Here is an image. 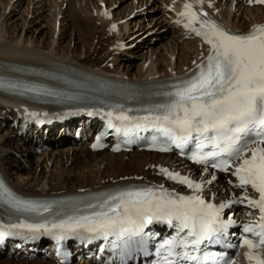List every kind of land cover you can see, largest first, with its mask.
Returning a JSON list of instances; mask_svg holds the SVG:
<instances>
[{
    "label": "snow or ice",
    "instance_id": "1",
    "mask_svg": "<svg viewBox=\"0 0 264 264\" xmlns=\"http://www.w3.org/2000/svg\"><path fill=\"white\" fill-rule=\"evenodd\" d=\"M255 2L264 3V0ZM193 8V4L185 3L180 15L187 20L184 27L202 37L203 42L210 46L206 61L197 65L198 71L191 78L182 80L173 86V91L165 93L169 102L157 105L156 110L160 114L139 119L146 122L145 127L151 124L163 132L177 148H183L195 133L197 152L190 159L196 163H207L211 157H227L213 162L212 167L221 171L233 169L231 174L236 177L239 187L251 186L258 193V199L242 197L249 207L259 211V219L254 224L243 226L245 233H251L258 239L244 238L242 243L249 249L245 256L250 264H264V256L253 251L264 247V25L254 26L247 34H232L207 19L206 14L198 16ZM196 23H199V28L193 26ZM107 115L111 117L113 114L109 112ZM115 118L122 122L127 135L128 125L124 122L134 118L124 112ZM135 126L140 127V124ZM108 127H114L111 119ZM116 130L121 131V127H116ZM205 141L211 145V151H201ZM161 171L170 179L187 185L194 193L202 191L201 183L179 173H169L166 169ZM0 199L18 212H47L50 215L55 203L20 199L3 182H0ZM92 199L96 203L87 206L99 210L92 211L90 215L51 221L45 219L43 223L21 221L8 227L36 232L43 230L45 234L61 240L69 233H75L81 240L114 236L113 246L121 241L124 255H127L133 247L144 249V229L148 225L154 221L162 222L176 229V235L160 246L166 252L162 264H183L184 261L207 264L208 253L203 259L193 253L200 252L205 241L220 242L229 226L235 224L231 218L227 221L222 219L223 210L232 203L241 202L234 200L216 205L199 194L178 195L163 187L159 190L152 187L121 189L97 194ZM81 232L91 235L85 237ZM3 235L5 233L0 231V236ZM159 253L160 249H157ZM212 259L215 261L214 255ZM224 264L232 262L225 261Z\"/></svg>",
    "mask_w": 264,
    "mask_h": 264
},
{
    "label": "bare ground",
    "instance_id": "2",
    "mask_svg": "<svg viewBox=\"0 0 264 264\" xmlns=\"http://www.w3.org/2000/svg\"><path fill=\"white\" fill-rule=\"evenodd\" d=\"M93 1L96 2L93 8H94V11L97 13L96 20H97V23H99V27H96L97 31H95L96 34H94V37L99 39V38H102V35H103L102 29L105 30V27H107L111 21H116L119 19H117V17H115L116 14L114 15V13L112 12L111 13H112L113 19H110L106 15L98 14L97 11L100 12L102 9V6L100 5L97 6V2H100V1L106 2V1L105 0H93ZM109 1H111V4L107 3L108 8L117 3V0H113V1L109 0ZM149 1L151 0H143V2L141 0H137V4H139V6H135L133 4V1L128 5H130L132 12H133L135 9L142 7L143 5L146 6ZM153 1L155 0H152L151 2ZM170 1L173 2V0H160L159 1L160 5L164 4L165 6L163 7V10L161 11L162 15L165 14L166 16H168L170 18L169 20L172 19V14L170 12L167 13L166 7L169 5L168 2ZM186 1L193 2L195 0H176L173 6L174 10L177 11V6L181 5L183 2H186ZM206 1L208 0H200V5L205 6ZM233 1L234 0H229V3H225V0H220L215 5L214 0H213L211 3V7L208 8L209 12L213 8L218 9L217 14L212 17L213 20H215L217 23H219L225 28H228L231 31H238V32L245 31L249 28L250 25H254L257 22L264 20V8L262 7H252L250 9L249 8L245 9L243 16L244 18L247 19V22L238 19L237 16L234 15L232 11L231 5ZM61 2L59 3L60 5L63 4V2L62 3ZM52 4L54 5L53 14H55V16H54V22H53L54 23L53 39L51 41H52V44L55 45V41L57 40V37L59 36L60 29H61V23H60L61 20H59V27L56 28L57 14H62V12H60L59 9L58 11L56 10V7L57 6L59 7V4L57 5L54 0ZM9 5L10 3L8 2L5 9H7ZM88 8L90 10V6ZM174 18H177V16H175ZM0 20H2V18ZM5 22L6 21L2 23L0 22V74H3V75L14 76L17 78L30 79V77H28L26 74H22L21 72H18L17 70H15L14 65L25 66V67L28 66V67L47 68V69L54 68L55 69L56 67H59V65L64 64L67 66L77 67L88 73H94V74L108 77V78H116L119 80L127 79V81L143 80L142 84L147 85L149 83L147 81L151 79V77L152 78L155 77L156 74L169 75L170 73L172 74L174 72H177L178 70H181V67H178L177 63L175 64V66H173V65H170L169 60H168L166 65L164 66L161 65L160 67L153 65L154 64L153 63L151 65V68L148 69L147 73H140V71H138V73L136 74L133 73L134 75L132 76V79H131L130 78L131 75L130 76L126 75L127 77H125V75L121 73H116L113 71L111 72V71L101 70V69H95L94 67L88 65L87 63L74 62L73 60H68L66 57L62 58L60 56H57L58 52H56L55 49H52V48L49 49L48 47L50 45L47 47V44H44L45 46L42 47V49L47 51L46 53H44V52H41L39 49H34L33 47L32 48L25 47V46L23 47V44L22 46H19V47L16 46L18 42L22 41L24 43V41L22 40L23 38L22 39L21 38L12 39L10 42H2V39L5 37L4 36L5 32L2 30V27L5 24ZM73 22L79 23L77 18H74L70 22L72 27L74 25ZM83 22H85V24L89 23L88 21H85V20ZM139 22L137 23L138 25L135 24L133 26L134 28L132 30L136 29V31L135 32L132 31L131 34L127 32L125 33L123 32L122 29L124 25L120 27L117 26L118 31L114 32V34H119V31H121L123 35L127 34L126 37L130 38L133 35H135L133 33H136L138 31V28L141 27V24H139ZM78 26H80V23L78 24ZM172 27L174 28L176 27V25L173 24ZM97 28L99 29V31ZM180 28H178L177 30V32L180 33L178 38H183L184 36V34L182 33L183 29L182 28L180 29ZM183 32L185 34H188L185 31ZM55 35H56V39L54 38ZM123 35L122 37L125 38V35L124 36ZM78 41L79 43H81L80 39H78ZM199 45L200 44L198 43L197 39L193 38L191 41H189V46L190 47L192 46L194 49L192 50L190 54H187L186 57L180 59L181 60V62L179 63V65L181 64L180 66L188 65L190 67L189 65L190 61L195 58L198 59L197 55L199 54V52L197 51V48L199 47ZM205 49L206 48L202 46V50H205ZM182 51L181 53H183ZM172 52H173V49H172ZM151 55L152 54H149L148 56L150 57ZM182 55H180V57ZM87 60H88V57H87ZM198 60H200V58ZM168 66L173 67V68H170L167 71L166 68ZM125 72H128V70L126 69ZM127 74L129 75V73ZM1 102H3V104L5 105H11V106H17L18 104V101L15 98L8 97V96L0 97V103ZM1 108H0V121H2L7 116H15L12 112L13 110L7 111L6 110L7 108L5 107H1ZM75 125H78V122L76 120L70 121L69 119L65 120L60 125H57L54 127L47 124L39 132L36 133L37 135L35 138H33L32 136L28 134L23 135L21 137H17V136L15 137L11 130L9 129L5 130V134H7L6 137L0 139V170L4 174L7 181L15 188V190L18 193L22 195H26V196H56V195H63V194L79 192V191L96 190V189L105 188L111 185L124 184V183L142 184V183L151 182V181L161 183L164 181L160 177H157V170L156 169L151 170L150 166L152 164L156 165L157 163H163L164 165L169 164L170 166L176 165L175 162L173 161V158L170 155H156V154L146 153V152L131 153L128 155L134 157V159H129L126 162V161H123L122 159V157L126 154H121V153L112 154L105 150L92 153V152L84 151L83 147H71V145L76 143V141H73V139L71 138H67L64 140L62 139L65 133L67 132V128L73 127ZM40 143L47 144L48 146L58 147L59 148L58 152L56 151L54 152V154H59V151L62 152V155L59 157H55V160H53L52 162L54 171L52 170L50 174L48 175L46 179L47 180L46 187H43L41 189L39 188L40 187L39 185L41 184L42 180L45 177L36 178L34 175L31 176V172L28 173L27 171H25V174H27L26 176L28 177L26 178L28 180H26V182L23 185L18 184L17 182H15V179L11 175L12 174L11 170L12 168L14 169V167L12 166L13 153L19 152V154H21L22 156L23 155L28 156L33 153L32 147H35L36 144H40ZM12 144H14V147L11 146ZM65 150L67 152V153L65 152L66 158L63 159L62 158L64 154L63 151ZM53 156L55 155L51 154L50 160L52 159ZM142 156H146V157H142ZM30 162L31 161H28L27 163H30ZM24 165H23L24 169L26 168L28 170L29 166H27L26 164ZM145 166H149V169L147 171H144ZM23 167L18 166L17 169H22ZM140 167H141V171H140ZM130 169H134L138 171H135V174L134 172L129 173L128 171ZM105 174L109 175V177L103 178L102 176ZM136 176H141V180H136L135 179ZM213 188L214 186L211 185L209 187V191L205 195L212 196L211 190ZM220 195L224 196L223 193L218 194L216 196V199H218ZM0 264H9V263L6 259L2 258L0 260ZM17 264H50V263L45 262V261L44 262L35 261L32 263H28L24 261V262H18Z\"/></svg>",
    "mask_w": 264,
    "mask_h": 264
},
{
    "label": "rangeland",
    "instance_id": "3",
    "mask_svg": "<svg viewBox=\"0 0 264 264\" xmlns=\"http://www.w3.org/2000/svg\"><path fill=\"white\" fill-rule=\"evenodd\" d=\"M54 1L57 5L61 2V0ZM105 1L106 5H108L107 3L111 4V1ZM132 1L135 6H139V4H137V0H117V3L114 4L116 7L112 9V13H114V15L116 14L115 17L119 19L117 21L127 19L126 21L119 24V27L124 25L122 29L124 33L127 32L131 34L132 31L135 32L136 29H132L134 28L133 26L139 22V20V24H141V27L138 28V31L133 33L135 35L130 38L126 37L127 34H124L125 38L122 37L123 33H121V31L119 32L121 34L120 37L125 39L124 42L127 43V45L134 43L135 46L118 56L108 57V54L105 52V50L107 51L105 44L114 38L113 36H110L105 30L102 29V38L97 39L94 37V34H96L95 31H97L96 27H99V24L97 23L93 8L96 2L93 0H62L63 4H59V7H56V10L58 11L59 9L62 14L61 18H59V20H61L60 34L55 41V45H53L51 41L53 39V22L55 16V14H53V0H0V19L2 18L0 22L2 23L6 21L2 27V30L5 32V37L2 39V42H10L12 39L23 38L22 40L24 43L22 41L18 42L20 45L16 44V46L19 47L23 44V47H33L34 49H39L44 53L47 51L42 49V47L45 46L44 44H47V47L50 45L48 47L49 49L52 48L58 52L57 56L62 58L66 57L68 60H73L74 62L87 63L95 69L121 73L125 75V77L131 75V79L134 74L138 73V71H140V73H147L148 69L151 68L153 63V65L160 67L161 65H166L168 60L170 65L175 66L177 63L178 67H181V69L185 70L186 65L180 66L181 64L179 65V63L181 62V58L186 57L187 54H190L194 49L192 46V48L189 46V41H191L190 38H186L185 36H183V38H178L180 35V33L177 32L178 28H173V23L169 20L168 16L165 14L162 15L161 11L163 10L164 5L159 4L160 0H155L153 2H151V0L146 6L143 5L142 7L135 9L133 12L130 5H128ZM141 1L143 2V0ZM8 2L10 5L7 7V9H5ZM225 3H229V0H225ZM114 5L110 6V8H112ZM89 6L90 10L88 8ZM231 6L233 14L236 15L238 19L247 22V19L243 16L244 11L247 8L244 6H239V3L235 5L232 4ZM58 15L60 14H57V16ZM130 15L133 16L129 18ZM72 18H77L80 26H78L79 23L73 22L74 25L72 27L70 24L71 20H73ZM84 20L88 21L89 23H86V25L85 22H83ZM77 27L83 28L80 30V28L78 29ZM56 28H58L57 25ZM54 38L56 39V35ZM78 39H80L81 43L84 45L79 43ZM95 46L96 48L99 47V49H96L97 54L91 53L92 48ZM181 51L183 53H181ZM149 54L152 55L149 57ZM180 55L182 56L180 57ZM170 68L173 67L168 66L166 70L168 71ZM126 69L128 72H125ZM127 73H129V75ZM0 106L6 108L9 105H5L3 102H1ZM5 130L6 127H4L0 121V139L6 137L5 135L7 134H5ZM11 146L14 147V144ZM50 152H42L36 155L32 153L28 156H22L19 154V152L13 153V159H11L14 169L12 168L11 175L15 179V182L23 185L26 180H28L26 178L28 176L25 174V171H27L28 173L31 172V176L34 175L36 178L45 177L39 185V188L41 189L46 187V179L50 172L52 170L54 171L52 162L55 160V157L62 155V152L59 151V154H55V156H53L50 160ZM63 152L64 154L62 158L65 159L67 152L66 150ZM131 157L132 156L127 155L123 156L122 159L123 161L127 162L129 159H134V157ZM26 161L31 162L27 163ZM22 164L29 166V169H24ZM18 166L23 168L17 169ZM148 169V166L144 167V171H147ZM135 171L138 170L130 169L128 172H134L135 174ZM102 177L107 178L109 175L105 174ZM16 262L18 263L19 259L8 260L9 264H17Z\"/></svg>",
    "mask_w": 264,
    "mask_h": 264
}]
</instances>
